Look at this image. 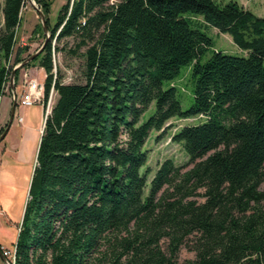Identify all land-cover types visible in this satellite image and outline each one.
I'll use <instances>...</instances> for the list:
<instances>
[{"label":"trees","instance_id":"obj_1","mask_svg":"<svg viewBox=\"0 0 264 264\" xmlns=\"http://www.w3.org/2000/svg\"><path fill=\"white\" fill-rule=\"evenodd\" d=\"M35 1L51 40L26 67L46 73L44 104L52 89L57 98L16 264H264V18L234 1L68 0L50 28L52 2ZM25 4L4 0L0 10V92L13 71L5 63L31 56L14 51ZM210 28L248 56L215 51L203 61L214 45ZM68 38L77 40L73 54L86 48L84 84H66L55 71L52 42ZM185 66L194 82L186 111L176 87H164ZM193 117L205 121L173 136L188 161L160 163L145 195L150 133ZM183 248L195 258L180 262Z\"/></svg>","mask_w":264,"mask_h":264},{"label":"rangeland","instance_id":"obj_2","mask_svg":"<svg viewBox=\"0 0 264 264\" xmlns=\"http://www.w3.org/2000/svg\"><path fill=\"white\" fill-rule=\"evenodd\" d=\"M48 1L52 2L49 20L50 28H53L57 21L60 8L66 4L68 0ZM121 1L123 0H110L109 5L117 4ZM214 1L220 5H224L232 1L237 2L239 5L253 12L255 15L264 18V0ZM32 2L39 7L35 0H26V4L22 12L21 27L17 32L14 50L16 52L19 48H26L27 52L24 57L35 54L42 47L47 37L44 30H41L42 21ZM3 5L4 0H0V10ZM205 31L213 39L214 45L207 51L203 61L210 58L215 51L223 52L231 56H248L246 51L241 50L234 44L230 35L219 33L213 28ZM48 35L50 37V41L51 34L49 33ZM52 45L60 49L55 51L54 63L56 66L55 71L58 72V75L62 76L63 82L66 84H84L85 58L83 55L86 48H82L77 55L70 52L76 50L77 40L73 38L64 39L58 42L53 40ZM14 59L15 58L13 56L9 62L5 63L8 69L13 68L14 70L16 67L14 66ZM191 71L192 66H185L181 69L179 76L175 80L172 82H165L164 84L165 88H169L170 86L176 87L177 96L184 111L190 109L194 101V82L192 80ZM25 73H28L30 78H34L42 84H44L46 78L45 71L38 66V63H34L31 66L20 70L19 76L14 84V90L16 91L18 98L14 124L15 126L19 124V116L23 117L24 122L19 124L21 128H16L13 131L12 138L14 146L6 150H3V148L0 147L1 165L2 169H4V175L0 178V205H2L5 212L0 216V245L1 248L4 247L9 249L12 248L13 244L17 241L22 221V211L28 199L33 167L36 165V151L40 139L39 128L44 126L43 122L47 112V108L43 103L31 107L20 106L19 99H22L25 96L28 89L23 80ZM5 84L8 89L5 91L4 98L0 101V103L2 102L0 132L1 130H6L14 104L12 79L10 78L7 80ZM56 98L57 95L54 93L52 103H55ZM42 109L44 113L42 112ZM155 109L156 103L153 102L149 109L144 113L141 123L148 120L155 112ZM204 121L205 119L201 117H193L189 119L173 118L166 124L162 131H152L150 133V136L143 147V151L148 152L149 158L147 164L141 170L142 174H145L150 170L145 195L148 194L150 181L157 172L160 163L166 159H172L176 164L183 165L188 161L189 157L183 146L174 142L173 136L185 126L198 125ZM261 189L264 190V186H262ZM199 199L202 200L201 198ZM194 258V253L189 251L188 248H183L179 254L180 262ZM0 264H4L1 259Z\"/></svg>","mask_w":264,"mask_h":264},{"label":"built area","instance_id":"obj_3","mask_svg":"<svg viewBox=\"0 0 264 264\" xmlns=\"http://www.w3.org/2000/svg\"><path fill=\"white\" fill-rule=\"evenodd\" d=\"M11 78V77H10ZM24 82L27 86V91L25 96L22 99H19V104L20 106L23 107H31L34 105H38L43 103L45 101V96H44V92H45V86L42 83H39L36 79L34 78H30V75L28 73L24 74ZM7 85L4 83L3 84V90L0 92V101L4 98L5 96V91L8 89L6 87ZM54 89L51 90L50 96L48 98V101L45 105V107L47 108V112L45 114V118H44V124L46 122V119L48 117V115L51 113L52 107H53V95H54ZM18 100V98H17ZM24 121L23 117H18V123L22 124ZM1 159H0V163H1ZM1 212V210H0ZM0 253L1 256L4 258V264H16V253H17V244L16 242L13 244L12 248H0Z\"/></svg>","mask_w":264,"mask_h":264},{"label":"water","instance_id":"obj_4","mask_svg":"<svg viewBox=\"0 0 264 264\" xmlns=\"http://www.w3.org/2000/svg\"><path fill=\"white\" fill-rule=\"evenodd\" d=\"M32 4L36 8L37 12L39 13V17L41 18V21H42V27H43L44 33L47 35V37H46V40H45L44 44L42 45V47L35 54L28 57L24 62L17 65L12 72L11 79H12V89L14 92V104H13V109L11 112V117H10V120L8 122L7 128L0 137V144L6 139L8 133H9V130H10V128L14 122V118H15V111H16V107H17V94H16V91L14 90L15 89L14 84H15V76H16L17 70L24 69L28 63L32 62L39 54H41V52L44 50V48L48 44V41L50 38L48 35L49 34V28H48L46 17L44 15L43 11L39 7H37L34 2H32ZM42 133H43V131H42ZM2 259H3V261H5L3 257H2Z\"/></svg>","mask_w":264,"mask_h":264},{"label":"crops","instance_id":"obj_5","mask_svg":"<svg viewBox=\"0 0 264 264\" xmlns=\"http://www.w3.org/2000/svg\"><path fill=\"white\" fill-rule=\"evenodd\" d=\"M42 70H43V69H42ZM1 106H2V102L0 103V114H1ZM42 112H43V109H42ZM43 113H44V112H43ZM23 122H24V121H23ZM16 128H21V127L19 126V124L15 126V124H14V122H13V124H12V126H11V128H10V130H9V133H8L6 139H5V141H4V142L2 143V145L0 146V147L3 148V150H6V149H8V148L14 146V142H13V138H12V137H13V131H14V129H16ZM43 128H44V126H42V128H41V127L39 128V131H40V139H41V136H42ZM40 139H39V142H38V147H39ZM9 145H10V146H9ZM8 146H9V147H8ZM37 153H38V148H37V151H36V158H37ZM36 158H35V160H36ZM1 163H2V162H1ZM1 163H0V178L2 177V175H4V169H2V165H1ZM35 163H36V162H35ZM34 167H35V166H34ZM34 167H33V170H34ZM24 208H25V207H24ZM0 210H1V212H0V216H1L3 213H5L4 210H3L2 205H0ZM23 213H24V209H23V211H22V217H23ZM0 233H1V232H0ZM0 259L3 261L2 256H1V253H0ZM3 262H4V261H3Z\"/></svg>","mask_w":264,"mask_h":264}]
</instances>
